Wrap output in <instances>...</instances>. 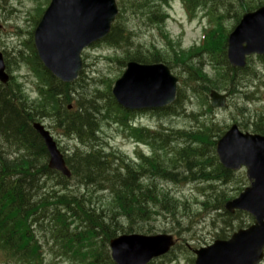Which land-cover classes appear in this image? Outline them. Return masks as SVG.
<instances>
[{"label": "trees", "instance_id": "trees-1", "mask_svg": "<svg viewBox=\"0 0 264 264\" xmlns=\"http://www.w3.org/2000/svg\"><path fill=\"white\" fill-rule=\"evenodd\" d=\"M233 3L221 2L215 31L204 35L202 49L212 59H225L227 30L222 20L231 16L237 23L243 13L257 7L254 1ZM104 41L108 46L125 41L118 22ZM155 54L154 58L132 53L119 62L164 61L161 55ZM187 56L185 53L175 56L176 63L186 66ZM20 57L33 73L38 99L30 100L15 78L5 86L0 85V135L11 148L9 153L0 152V253L14 264H44L42 247L45 245H39V232L52 239L53 247L58 250L53 254L64 256L71 264H113L108 251L111 239L119 233L149 230L144 222L152 216L155 218L164 212L174 218L176 210L181 208L173 197L155 191L158 184L150 189L153 176L174 182L210 181L209 167L214 173L226 174L214 157V139L223 131L213 122H199L200 114L188 116L197 125L192 129H161L153 134L151 140L156 154L157 150H165L169 156L157 155L136 166L113 153L103 154L96 149L95 133L108 118L114 121L111 110L118 115L124 112L110 95L112 82L105 92L93 89L83 74L72 84L59 82L43 68L31 40L29 53ZM5 61L10 69V60L6 57ZM188 70L192 72L187 74L185 91L195 96L198 107H206L208 111H211L207 104L208 91L233 86L237 73L217 71L218 78L213 79L200 70L191 67ZM183 99L180 89L174 105L167 107L164 114L174 116L183 111ZM69 106L71 110L67 109ZM38 121H47L58 136L76 138L86 147L74 149L73 157L65 161L72 177L80 186L87 187L82 190L83 194L70 190L68 180L48 169L47 151L32 128ZM251 131L264 134L263 115L257 117ZM173 143L176 148L169 151L167 147L171 148ZM115 166L118 169H113ZM94 192H108V196L96 203L92 199ZM148 202L152 205H147ZM48 250L52 252L49 247Z\"/></svg>", "mask_w": 264, "mask_h": 264}, {"label": "water", "instance_id": "water-1", "mask_svg": "<svg viewBox=\"0 0 264 264\" xmlns=\"http://www.w3.org/2000/svg\"><path fill=\"white\" fill-rule=\"evenodd\" d=\"M113 0H51L49 8L34 33V46L44 67L59 80L71 83L81 69L79 54L83 47L105 36L114 20ZM264 54V8L245 15L229 39L228 58L233 66L243 67L245 56ZM161 66L127 65L113 95L125 108L163 106L173 100L174 83H166ZM8 78L0 55V82ZM213 107L224 106V97L211 93ZM46 144L49 168L69 177L54 143L38 126H34ZM216 153L229 170L247 169L250 187L235 201L225 205L251 214L254 225L235 234L228 242L195 251L194 264H258L264 249V137L241 134L233 126L217 143ZM170 238L122 236L109 244L115 264H146L172 246Z\"/></svg>", "mask_w": 264, "mask_h": 264}, {"label": "rangeland", "instance_id": "rangeland-1", "mask_svg": "<svg viewBox=\"0 0 264 264\" xmlns=\"http://www.w3.org/2000/svg\"><path fill=\"white\" fill-rule=\"evenodd\" d=\"M126 2L127 0H124L125 5ZM10 7H16L19 12L16 13L15 10L11 12ZM33 7L34 3L31 0H8V14L4 13L0 15V21L4 20L3 24H1L3 29L0 31V47L2 50H6L10 57H13L17 51L24 50L22 44L29 39V33L33 31ZM29 12H31L30 16ZM178 17L179 14L177 12V18ZM231 24V21H227L225 26L229 27ZM13 26L20 27V30L16 31V28H12ZM127 28L136 34L134 36L135 38H133L132 46L130 47L132 50L138 48L142 52L149 51L151 46L155 44L158 45L159 48L163 47L164 41L159 35L160 32L156 29L144 27L141 19L130 18L127 23ZM185 31L186 35L181 37L180 46L183 49H188L198 39V31L192 27H187L184 32ZM170 34L171 39L178 42L176 37L180 36V34L176 27L171 26ZM85 55L86 78L93 79L94 81H101V78L112 80L120 76L121 69L119 70L117 65L106 60L107 57L114 55L113 51L107 46L102 45L96 49L87 51ZM202 63L204 65L207 64V59L204 56L202 58ZM251 66L260 77L257 79V82L251 83L249 77L245 76L246 78L240 84V88L242 89L240 90V94L230 97L228 104L229 109L227 111H214L212 115L208 116V118L212 119L215 124L222 128L230 125L233 121L240 124L241 122L242 124L248 122L247 126L251 127L252 122L257 119L258 115H264V86L258 84L259 81V83L264 82V70L260 68L256 60H253ZM18 70L19 72H16L18 76H16L19 77V82L24 85L26 91L30 92L32 90L31 76L28 75L24 69L19 68ZM256 86L258 90L254 97L257 98V101H246L244 99V95L247 94L246 91L252 93L256 89ZM244 87L248 89L245 91L243 90ZM187 106L190 109L193 108L195 111H198L194 101ZM240 107L245 108L244 120L235 115V110ZM134 120L141 125H146L145 127H152V130H154V128H159L157 126L159 122L166 128L173 127L187 130L194 125L193 122L183 117L157 118L150 115H139L135 116ZM102 130V140L104 143H107L108 147L118 149L127 155H132V143L128 139L125 140L123 138L120 130L105 125H103ZM60 146L62 151L64 150L67 154L71 153L74 148L72 143L64 140L61 141ZM199 182L200 183L191 182L186 184L164 185V188L171 192L174 199L180 200L185 204L187 210L185 212L180 211L181 216L178 218V225L169 218L163 219L161 217L156 222L151 223L153 229H155L153 233L160 234L165 231L167 234L176 235L178 233L181 235L179 237L181 245L174 249L172 253L174 259H177L175 264H190L191 253L187 251V245L193 249L204 247L218 236L229 237L233 232L237 231L240 226V228H244L252 223V219L247 214L242 213L232 218L233 216L224 215V203L222 204V208L218 206L222 198H236L243 188L248 187L244 170L231 173L226 183L222 181L205 182L202 180ZM68 186L70 190L75 189L80 192L84 190V186H77L74 180H71ZM77 187L79 189H76ZM156 187L157 182L152 184L150 189H155ZM103 197L104 194H100L93 198V202L99 203L98 198L101 200ZM103 200L104 199H102V201ZM207 201H209L210 205L216 206V210L213 208H206L203 203ZM147 205L151 206L150 203H147ZM41 241L43 242L45 239L41 238ZM171 256H167L168 258L165 256L163 259L155 261L154 264H169L166 261L170 260Z\"/></svg>", "mask_w": 264, "mask_h": 264}, {"label": "bare ground", "instance_id": "bare-ground-1", "mask_svg": "<svg viewBox=\"0 0 264 264\" xmlns=\"http://www.w3.org/2000/svg\"><path fill=\"white\" fill-rule=\"evenodd\" d=\"M89 115H90V114H89ZM73 151H74V150H73ZM73 151H72V153H71V157H73V153H74ZM74 181L77 183V186H80V185L78 184V180H77V179H75ZM196 182H197V181H196ZM80 187H83V186H80ZM84 188H87V187L84 186Z\"/></svg>", "mask_w": 264, "mask_h": 264}]
</instances>
